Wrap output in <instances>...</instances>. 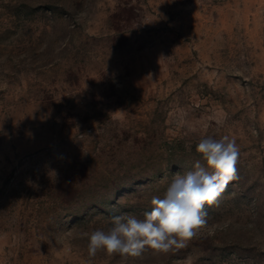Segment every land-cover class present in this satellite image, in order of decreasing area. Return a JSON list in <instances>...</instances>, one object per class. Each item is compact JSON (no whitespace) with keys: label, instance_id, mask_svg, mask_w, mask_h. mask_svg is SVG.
<instances>
[{"label":"rangeland","instance_id":"rangeland-1","mask_svg":"<svg viewBox=\"0 0 264 264\" xmlns=\"http://www.w3.org/2000/svg\"><path fill=\"white\" fill-rule=\"evenodd\" d=\"M224 136L185 247L89 258ZM0 264H264V0H0Z\"/></svg>","mask_w":264,"mask_h":264},{"label":"clouds","instance_id":"clouds-1","mask_svg":"<svg viewBox=\"0 0 264 264\" xmlns=\"http://www.w3.org/2000/svg\"><path fill=\"white\" fill-rule=\"evenodd\" d=\"M196 152L200 159L194 161L192 170L177 174L162 198L153 196L150 211L142 217L121 214L111 219L107 229L87 233L89 258L98 252L137 258L146 249L166 254L185 247L207 222L205 205L217 204L228 184L237 178L239 147L234 139L202 138ZM53 172L57 178L58 173Z\"/></svg>","mask_w":264,"mask_h":264}]
</instances>
